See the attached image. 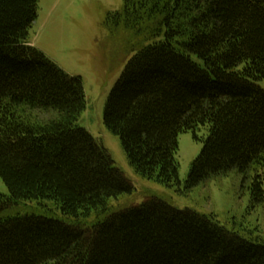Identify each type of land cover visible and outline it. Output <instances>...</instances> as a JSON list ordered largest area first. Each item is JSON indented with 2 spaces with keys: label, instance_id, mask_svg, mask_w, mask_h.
Masks as SVG:
<instances>
[{
  "label": "trees",
  "instance_id": "1",
  "mask_svg": "<svg viewBox=\"0 0 264 264\" xmlns=\"http://www.w3.org/2000/svg\"><path fill=\"white\" fill-rule=\"evenodd\" d=\"M37 6L0 0V178L9 190L0 195V264H264L258 236L213 214L153 195L109 203L132 185L76 125L80 77L29 43ZM105 23L133 52L103 114L130 165L179 187L178 134L198 139L205 126L184 188L255 165L249 190L262 202L264 0H124Z\"/></svg>",
  "mask_w": 264,
  "mask_h": 264
},
{
  "label": "rangeland",
  "instance_id": "2",
  "mask_svg": "<svg viewBox=\"0 0 264 264\" xmlns=\"http://www.w3.org/2000/svg\"><path fill=\"white\" fill-rule=\"evenodd\" d=\"M123 3L124 0H38L37 17L28 34L30 44L42 50L69 75L80 77L85 108L76 125L86 129L107 149L114 166L132 185L131 194L112 198L109 203L119 206L129 198L139 204L145 195H153L179 209L213 214L228 229H236L247 236L249 231L264 243V199L260 203L253 202L249 190L255 174L261 173L258 166H252L246 176L234 169L212 176L191 189L184 188L191 163L199 155L209 133L207 127L197 128L198 139L191 130L178 134L176 159L181 183L178 187L140 175L130 165L119 136L104 124L107 97L133 54L128 48V36L110 33L105 23L108 14L121 10ZM257 83L264 89V78ZM0 195H9L1 178ZM27 204L34 206L35 203ZM32 211L30 207L17 210L22 215Z\"/></svg>",
  "mask_w": 264,
  "mask_h": 264
}]
</instances>
